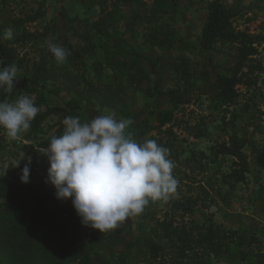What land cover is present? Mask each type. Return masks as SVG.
Returning <instances> with one entry per match:
<instances>
[{
    "label": "rangeland",
    "instance_id": "1",
    "mask_svg": "<svg viewBox=\"0 0 264 264\" xmlns=\"http://www.w3.org/2000/svg\"><path fill=\"white\" fill-rule=\"evenodd\" d=\"M128 1L47 0L45 17L23 25L29 32L24 38L22 26H11V19L24 18L32 11H20L19 0H8L9 8L0 12V38L15 47L13 65L23 73L22 85L16 83L6 99L14 101L27 94L35 97L40 111L64 110L48 116L39 128L30 127L17 140L0 128L5 146L0 164L21 173L30 157L31 172L47 173L50 164L40 151L56 130L63 133L65 117L79 116L87 122L114 112L117 120L132 121L126 132L133 139L138 143L156 140L169 150L168 158L175 165L176 192L166 201H150L144 223L153 227L166 215L184 220L193 238L186 260L197 257L198 262L209 264H237L234 257L240 248L246 250L253 242L244 227L252 222L253 199H264V167L257 165L250 147H245L249 171L245 181L235 182L230 178L235 158L217 156L215 148L237 134L264 151V0H219L226 6H240L234 27L242 34V42L258 39L254 67L231 104L221 100L216 82L232 74L239 45L219 41L205 49L200 44L214 0ZM8 28L13 30L10 40L3 38ZM48 41L70 50L64 63L55 61ZM161 114L171 116L172 121L161 126ZM189 198L196 202L192 214L174 207L175 201ZM211 223L225 233L214 243L196 242ZM149 235L170 245L161 233L145 234ZM128 252L132 264H149L145 250Z\"/></svg>",
    "mask_w": 264,
    "mask_h": 264
},
{
    "label": "trees",
    "instance_id": "2",
    "mask_svg": "<svg viewBox=\"0 0 264 264\" xmlns=\"http://www.w3.org/2000/svg\"><path fill=\"white\" fill-rule=\"evenodd\" d=\"M46 1L38 0V7L33 9L31 14L24 18H12L10 25L18 28L22 26L23 37H27L29 32L23 25L45 17ZM240 13L241 8L238 5L226 6L219 0L212 1L200 41L205 49H212L219 41L239 45L238 60L232 74L219 77L216 82L221 100L228 104L236 100L239 93L238 86L247 83L243 79L249 77L254 67L252 62L258 54L255 46L258 39L248 38L247 42L243 43L242 34L240 36L234 27V19ZM16 59L17 53L13 44L6 43L0 38V67L13 65ZM6 98L7 93L0 90V99ZM63 110L61 107H51L47 111H40L31 122V127L39 128L48 116ZM171 121V116L161 114L159 124L163 126ZM61 134L56 130L53 135ZM50 138L44 140V148L47 147ZM247 146L250 147V155L254 156L257 165L264 167V151L254 142L240 138L237 134L231 135L229 141L215 148L217 156L231 155L235 158L230 178L238 183L246 180L249 171V155L245 152ZM4 147L0 140V157ZM4 169L0 164V175H2L0 176V264H113L114 250L110 251L109 258L105 260L96 261L95 257L100 254V247L106 241L108 245L115 246L116 240L111 235L84 225L72 205L71 198H57L55 187L46 182L47 173L30 171L29 182L23 183L20 179L21 173L10 168L6 169L4 174ZM193 204H196L195 199L189 198L185 202L175 201L174 207L184 210V213L192 214ZM177 219L166 215L164 219L157 220L153 227H148L144 223L145 220L140 221L138 224L140 235L129 242V247L137 253L145 250L144 257L149 264H209L198 262L197 257L186 260L193 238L188 233V222L184 220L178 222ZM150 231L154 236L163 234L170 245L156 242L150 235L146 237L145 234ZM220 233H225L223 228L211 223L196 242L214 243ZM251 243L250 241L247 245ZM238 255L244 258L245 252L240 249ZM127 258L128 255L121 254L119 263L132 264L131 261H126Z\"/></svg>",
    "mask_w": 264,
    "mask_h": 264
},
{
    "label": "clouds",
    "instance_id": "3",
    "mask_svg": "<svg viewBox=\"0 0 264 264\" xmlns=\"http://www.w3.org/2000/svg\"><path fill=\"white\" fill-rule=\"evenodd\" d=\"M3 38L12 39L13 30L6 29ZM47 46L57 63H64L71 54L52 41ZM19 80L15 65L0 67V90L12 93ZM39 112L34 96L0 99V128L8 138L17 140L30 129ZM62 123L63 133L53 135L40 151L50 164L46 182L55 187L58 199L71 198L84 225L107 232L128 217L141 214L150 201H166L176 192L178 180L169 150L154 139L138 143L126 132L130 119L117 120L113 112L87 122H81L79 116H67ZM22 158L24 153L15 166ZM30 163L29 157L21 169L23 183L29 182Z\"/></svg>",
    "mask_w": 264,
    "mask_h": 264
},
{
    "label": "crops",
    "instance_id": "4",
    "mask_svg": "<svg viewBox=\"0 0 264 264\" xmlns=\"http://www.w3.org/2000/svg\"><path fill=\"white\" fill-rule=\"evenodd\" d=\"M7 2L8 0H0L1 14H3L4 11L9 8ZM80 3L83 4L84 0H80ZM16 6L18 7V9H21L20 11H24V12H27L28 10L32 11L33 9L37 8L36 0H19V4H16ZM22 73H23L22 70L19 69V76ZM23 75H27V74L24 73ZM17 83L20 86L22 85L21 80H19ZM253 200H254L253 202H255L256 204L254 203L255 205L253 206L255 212L254 214H251L252 222L249 221L247 223L248 226L244 227L245 233H247L249 237H252L253 242L250 245H247L248 248L246 250L244 248H240L241 251L245 252L244 255L245 257L242 258L240 257V255H238L237 258L234 257V261H236L237 264H264V199H260L259 196H256ZM147 206H145V208ZM147 214L148 212H145L144 209V211L141 214L128 217L124 222L120 223V225L117 228L104 232L107 235L113 236L117 244L115 246L110 244L108 245V242L106 241L100 247L99 250L100 254L97 255V257H95V260L101 261L109 258L110 255L109 253L111 250L115 251L114 254L115 261H113L114 264H120L119 256L121 254H125L128 255V257H130L128 251L129 250L133 251V250H131L128 244L129 242H132L140 235L138 224L140 221L145 220L144 218L146 217L145 215ZM223 222L224 220H220V223ZM236 223L239 224V220ZM240 226L241 225L238 226V229H240ZM131 259L132 257L130 258V261ZM128 260L129 258L126 259V261Z\"/></svg>",
    "mask_w": 264,
    "mask_h": 264
}]
</instances>
